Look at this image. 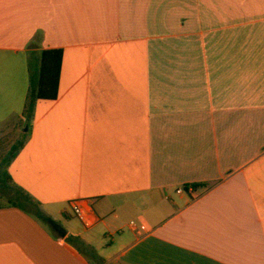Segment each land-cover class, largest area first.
Instances as JSON below:
<instances>
[{"label":"crops","instance_id":"0c3cea01","mask_svg":"<svg viewBox=\"0 0 264 264\" xmlns=\"http://www.w3.org/2000/svg\"><path fill=\"white\" fill-rule=\"evenodd\" d=\"M46 49L59 95L27 125ZM12 119L11 177L60 228L0 194V264H264V0H0Z\"/></svg>","mask_w":264,"mask_h":264},{"label":"trees","instance_id":"16d2710c","mask_svg":"<svg viewBox=\"0 0 264 264\" xmlns=\"http://www.w3.org/2000/svg\"><path fill=\"white\" fill-rule=\"evenodd\" d=\"M63 55L62 49H46L39 54L31 53L29 58V89L23 113L25 124L31 125L39 100L58 98ZM28 137V132H22L3 155L0 162V183L4 188L14 190L16 193L15 197L8 199V203L16 206H24L25 204L33 206L36 208L35 214L39 219L59 229L60 225L42 211L40 202L36 201L25 189L16 185L9 172V167L25 147Z\"/></svg>","mask_w":264,"mask_h":264},{"label":"rangeland","instance_id":"374dc122","mask_svg":"<svg viewBox=\"0 0 264 264\" xmlns=\"http://www.w3.org/2000/svg\"><path fill=\"white\" fill-rule=\"evenodd\" d=\"M23 125H18L16 119H12L2 125H0V162L5 154V151L10 148V146L19 138L20 134L23 132ZM27 126L24 128L26 129ZM0 194L6 196V198L15 197L16 193L14 190L8 189L4 191V186L0 183ZM36 211L35 209H32ZM77 225L81 226L80 221H77ZM51 228V227H50Z\"/></svg>","mask_w":264,"mask_h":264},{"label":"built area","instance_id":"2783aa9c","mask_svg":"<svg viewBox=\"0 0 264 264\" xmlns=\"http://www.w3.org/2000/svg\"><path fill=\"white\" fill-rule=\"evenodd\" d=\"M186 191H194L193 187H189L188 190L184 187L178 188L177 192L178 193H185ZM71 209L73 211V213L86 225V226H90L91 225V221L87 218L85 211H84V204L79 201V200H73L71 201ZM131 225L137 229H139V231H145L146 227L144 225L140 226L138 228V225L136 224V222L132 221Z\"/></svg>","mask_w":264,"mask_h":264},{"label":"water","instance_id":"95a60500","mask_svg":"<svg viewBox=\"0 0 264 264\" xmlns=\"http://www.w3.org/2000/svg\"><path fill=\"white\" fill-rule=\"evenodd\" d=\"M26 130H28V127L26 128Z\"/></svg>","mask_w":264,"mask_h":264}]
</instances>
